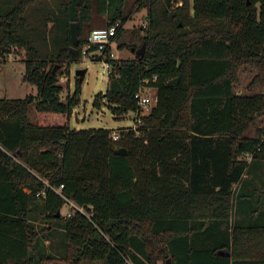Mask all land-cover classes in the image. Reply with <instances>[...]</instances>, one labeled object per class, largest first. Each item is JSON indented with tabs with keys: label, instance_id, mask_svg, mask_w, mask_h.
Masks as SVG:
<instances>
[{
	"label": "trees",
	"instance_id": "obj_1",
	"mask_svg": "<svg viewBox=\"0 0 264 264\" xmlns=\"http://www.w3.org/2000/svg\"><path fill=\"white\" fill-rule=\"evenodd\" d=\"M128 1L0 0V58L22 55L38 90L37 99H0V264L50 259L32 221L38 211L42 232L62 229L64 264H264V211L252 204L262 189L235 191L264 167V127H256L264 93L234 91L245 65L259 70L251 87L264 89V0H136L125 16ZM144 10V56L120 61L94 105L137 113L135 96L148 88L151 112L138 130H72L83 80L63 102L60 73L83 56L93 31L85 37V27L95 14L105 28L120 23L115 43ZM253 127L257 138L246 137ZM236 199L246 225H233ZM69 201L84 213L64 216Z\"/></svg>",
	"mask_w": 264,
	"mask_h": 264
},
{
	"label": "rangeland",
	"instance_id": "obj_2",
	"mask_svg": "<svg viewBox=\"0 0 264 264\" xmlns=\"http://www.w3.org/2000/svg\"><path fill=\"white\" fill-rule=\"evenodd\" d=\"M136 0H129L125 6V16L130 15L134 9ZM148 24L147 11L133 14L124 26V33L122 37L112 45V52L114 53L115 64H112L110 69H104L102 61H96L89 57L82 56L79 61L73 62L69 65L64 64L62 73H60V82L63 86V91L60 95L63 102H67L69 97H73L76 92V84L79 78L77 77L78 70H87L82 83V91L79 97L78 104L74 107L73 115L71 117L70 126L74 131H88V130H109L113 133L121 129H126L134 126L136 114L130 112L125 116H117L111 110V105L106 100L101 106L95 107V99L99 95H104L107 92L110 77L115 73V66L123 60H133L136 54L132 49L140 50L142 44V37L147 29L144 26ZM107 27L105 16L94 15L93 22L90 26L85 27V37L91 30ZM143 30V32L141 31ZM139 31V32H138ZM120 45L129 47L120 48ZM146 51V46H145ZM0 99L18 100L25 99L29 96L38 98L37 87L26 81V63L22 55H17L13 51L0 58ZM259 75V70L251 65L242 66L238 73V80L235 83L234 91L237 95L250 96L264 93V89L260 86H252L254 79ZM151 94V93H150ZM29 117L31 123L35 124L37 120L36 102L30 107ZM258 118V117H257ZM256 127H264V118H258ZM256 127L251 128L246 137L257 138ZM257 171L253 170L247 174L246 185L240 184L235 186L236 194L241 191L250 190L249 184H254V187L262 189V195H258L252 202L255 207L258 203L259 210L264 211V167ZM258 178H257V175ZM245 208L243 204L236 199L233 214V225L243 222L245 225L250 220L245 216ZM41 210V209H40ZM73 209L70 204L65 205L62 214L67 216ZM246 220V221H245ZM37 229L41 233L40 236L44 239L45 253L49 260L45 264H64V257L66 255V248L62 236V229L56 227L53 232H42L46 225V217L38 211L32 218ZM49 229L51 227L49 226ZM82 264H104L103 262L90 263L84 262ZM162 264V263H159Z\"/></svg>",
	"mask_w": 264,
	"mask_h": 264
},
{
	"label": "built area",
	"instance_id": "obj_3",
	"mask_svg": "<svg viewBox=\"0 0 264 264\" xmlns=\"http://www.w3.org/2000/svg\"><path fill=\"white\" fill-rule=\"evenodd\" d=\"M148 26L149 25L146 24L144 28L147 29ZM119 27L120 23H117L115 26H112L110 28L93 30L88 39L89 43L82 49V55L84 57H89L93 60L101 59L104 65V69H110L112 67V64L107 61L105 54L108 47L112 48L113 39L116 37L117 30ZM93 47L96 48L93 50ZM110 58L112 60L114 59V53L112 52V50L110 51ZM156 79L157 77L155 76L154 81ZM145 89H141L139 93H137L135 96L139 104V110L137 113H135L136 117L135 124L133 126L134 130H138V128L142 126L143 118L151 112L153 105L156 102V91L153 90V94H150L149 92H145ZM149 90L150 89H148V91ZM113 137L114 139L118 138L117 134H114ZM68 204H70L73 210H77L84 213L83 208L76 206L73 202L69 201ZM72 212L68 213L67 216L71 217Z\"/></svg>",
	"mask_w": 264,
	"mask_h": 264
},
{
	"label": "water",
	"instance_id": "obj_4",
	"mask_svg": "<svg viewBox=\"0 0 264 264\" xmlns=\"http://www.w3.org/2000/svg\"><path fill=\"white\" fill-rule=\"evenodd\" d=\"M71 38H72V42H73V46H74L73 50L76 53L77 52L76 47L78 46V40H79V26L76 23L71 24ZM132 52H134L137 57L142 58L145 54V45H143V47L140 50H137L136 52L134 49H132ZM56 69H57V67L54 69V73L56 72ZM86 73H87V70H78L77 71V77L82 81V80H84ZM178 84H179V79H176L174 81H171L169 83V86L173 87V86H177ZM116 154L121 155V156H125L126 151L118 150V151H116ZM59 215H58V217H59Z\"/></svg>",
	"mask_w": 264,
	"mask_h": 264
}]
</instances>
